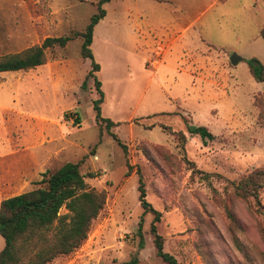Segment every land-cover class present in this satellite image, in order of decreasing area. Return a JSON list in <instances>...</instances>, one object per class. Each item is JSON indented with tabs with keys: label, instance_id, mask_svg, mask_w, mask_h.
<instances>
[{
	"label": "rangeland",
	"instance_id": "rangeland-1",
	"mask_svg": "<svg viewBox=\"0 0 264 264\" xmlns=\"http://www.w3.org/2000/svg\"><path fill=\"white\" fill-rule=\"evenodd\" d=\"M98 1L0 0V56L82 33ZM213 1L110 0L102 6L105 17L90 50L99 67L101 116L120 123L110 131L95 122L98 93L87 77L90 60L80 56V37L46 50L42 66L0 73V163L12 125L39 122L43 142L57 154L49 172L79 162L88 186L106 195L87 239L49 264H117L134 253L139 264H165L149 233L152 215H142L137 172L146 201L162 215L156 227L163 251L178 264H264V188L256 200H242L229 184L264 168V126L253 105L264 82L252 78L247 64L255 58L264 66L257 34L264 0ZM194 19L197 29L182 32ZM233 54L240 58L234 66ZM185 122L214 138L190 136ZM178 131L184 141L172 134ZM27 189L17 184L0 201ZM65 213L62 207L59 215Z\"/></svg>",
	"mask_w": 264,
	"mask_h": 264
},
{
	"label": "trees",
	"instance_id": "trees-1",
	"mask_svg": "<svg viewBox=\"0 0 264 264\" xmlns=\"http://www.w3.org/2000/svg\"><path fill=\"white\" fill-rule=\"evenodd\" d=\"M110 0H99L97 12L90 17L89 23L82 33L74 32L59 37H48L40 46L27 48L16 54L0 56V73L26 72L42 66L46 62L45 52L53 48H64L69 41L80 37L82 39L80 56L90 60L91 70L87 77L94 78V87L98 99L93 102L95 122L104 125L107 131L118 126L101 116L100 104L103 95L100 82L94 77L99 71L93 61L90 46L95 26L105 17L102 6ZM264 42V27L260 31ZM249 73L256 82H264V66L257 59L247 61ZM85 81L82 84L84 88ZM253 105L258 110L257 124L264 126V91L256 95ZM190 136H199L202 140H212L213 135L202 126L194 127L185 122ZM167 130H169L167 128ZM170 131V130H169ZM178 139L184 141L182 132H172ZM101 135V133H100ZM113 139L126 153V146L116 135ZM128 167V166H127ZM80 163H66L54 172L46 171L41 175L38 187L31 191L6 198L0 202V236L4 247L0 250V264H49L54 259L68 256L87 239L92 222L103 210L106 195L104 191L90 188L85 182L86 176L79 171ZM138 174V201L142 215L150 213L152 220L149 233L155 248L156 256L165 264H178L176 259L163 251L164 239L157 233L156 225L161 220V212L155 210L146 201V194L140 172ZM94 176H88L93 178ZM232 194L242 200L253 198L256 200L260 190L264 188V168H257L238 181L229 182ZM64 207L66 213L59 215ZM142 222L138 223L137 236L140 238L138 247L143 246ZM117 264H139L137 254H133L127 261Z\"/></svg>",
	"mask_w": 264,
	"mask_h": 264
},
{
	"label": "crops",
	"instance_id": "crops-1",
	"mask_svg": "<svg viewBox=\"0 0 264 264\" xmlns=\"http://www.w3.org/2000/svg\"><path fill=\"white\" fill-rule=\"evenodd\" d=\"M220 1L222 0H214L210 5ZM178 9L180 10V7ZM195 21L196 19L183 27L182 32H186L190 27L196 28ZM263 27L264 22L258 27L259 37ZM11 130L6 160L0 163V194L13 192L17 189V184L28 186L26 192L30 191L31 184L40 181L41 175L50 170L57 155L43 142L41 123L28 121L21 126L13 124Z\"/></svg>",
	"mask_w": 264,
	"mask_h": 264
},
{
	"label": "water",
	"instance_id": "water-1",
	"mask_svg": "<svg viewBox=\"0 0 264 264\" xmlns=\"http://www.w3.org/2000/svg\"><path fill=\"white\" fill-rule=\"evenodd\" d=\"M229 61H230V64L234 66L240 61V58L238 56H236L235 54H233L230 57Z\"/></svg>",
	"mask_w": 264,
	"mask_h": 264
}]
</instances>
